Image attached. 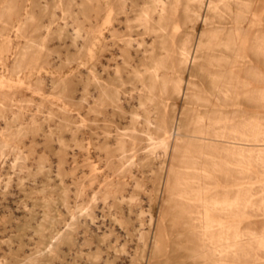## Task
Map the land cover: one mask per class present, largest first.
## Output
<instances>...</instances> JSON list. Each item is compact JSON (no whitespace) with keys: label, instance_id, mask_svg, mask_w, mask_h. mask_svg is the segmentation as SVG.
Returning a JSON list of instances; mask_svg holds the SVG:
<instances>
[{"label":"bare ground","instance_id":"obj_1","mask_svg":"<svg viewBox=\"0 0 264 264\" xmlns=\"http://www.w3.org/2000/svg\"><path fill=\"white\" fill-rule=\"evenodd\" d=\"M28 1H5L1 37L18 26L17 31L26 40L24 46L13 49L12 62L3 63L7 71L38 67L41 74L58 69L63 77L66 65L63 61L49 60V43L54 41L58 49L74 47L81 53L87 50L93 60L89 45L101 19L104 45L86 76L77 75L80 78L76 84L72 82L74 74L63 79L51 76L47 80L51 91L48 94L56 98V104L45 92L47 84L41 76L28 89L37 93V101L23 98L19 109L13 111V94L6 91L0 98V264H245L237 252L264 247V231L258 237L251 234L247 221L259 212L264 218V195L256 198L248 188L211 189L216 181L209 164L202 170L204 179L184 172L187 156H202L214 150L238 156L240 163L251 166V158L244 157L247 152L242 148L245 136L210 129L199 132L224 140L222 148L213 139L202 142L205 138H200L199 143L186 140L184 119L168 112L166 105L168 99L187 98L182 89V73L205 54L206 44L202 39L194 47L188 40L178 42L183 16L187 20L200 18L204 0ZM27 2L32 6V14L25 11ZM252 8L253 0H210L204 21L211 15L217 19L228 16L241 24ZM35 10L39 13H34ZM22 12L31 21L28 27L21 24ZM121 30L127 34H121ZM132 32H138L141 37L137 35L138 39H133L129 34ZM142 35L151 37L152 41L148 44ZM4 46L9 50L8 43ZM114 47L123 59L121 64L126 65L133 57L147 61L142 70L130 72L139 85L131 91L121 89L125 85L120 77L122 68L118 66L113 67L115 77L113 80L110 77L111 81L96 74L97 66L105 67L99 60L113 58L114 51L110 50ZM224 48L234 52L237 60L246 59L241 48L229 44ZM215 61L229 59L223 55ZM81 65L85 67V61ZM108 71L105 70L109 75ZM125 95L135 101L126 132L117 131L110 142L106 138L110 135L106 133L109 125L102 121L107 126L106 142L99 144L86 139L80 127L89 115L86 113L81 118V110L86 109L89 114L110 112L113 121L110 118L107 121L114 122L115 114L122 113L125 105L130 106ZM90 124L87 127L91 136L89 126L97 129L99 124ZM65 134L71 139H66ZM70 142L76 144V149ZM255 142H261L258 136ZM99 151L105 153L106 170L91 160ZM79 153L82 162L78 160ZM140 154L144 158L138 162ZM99 159L101 163L103 160ZM254 161L264 170V160ZM157 163L159 168L153 177L155 198L148 191L142 199L145 183L132 170L153 169ZM80 166L87 171H80ZM216 168L226 169L228 165ZM193 185L199 188L187 189ZM162 196L166 198L160 208L162 218L157 222L153 206ZM248 236L250 241L245 244L244 238ZM232 254L237 256L234 261Z\"/></svg>","mask_w":264,"mask_h":264},{"label":"rangeland","instance_id":"obj_2","mask_svg":"<svg viewBox=\"0 0 264 264\" xmlns=\"http://www.w3.org/2000/svg\"><path fill=\"white\" fill-rule=\"evenodd\" d=\"M5 1L7 2L8 0H0V62H2L0 63V71L1 69L3 71L0 72V98L2 97V94L6 93V91L11 92L13 94V97L15 98L13 99L14 100L13 111H17L21 106V100H23V98H28L29 100L37 101L38 99L37 93L36 92L34 93V91H30L31 89L29 87L31 86V84H33L39 79V76L43 77V79L47 84L46 85L47 88L45 87L46 89L45 92H47V94L51 92L49 90V85H48L49 83L48 81L51 76H55L57 79H63L66 78L67 76H71L72 74H74L75 77L72 76L73 84L74 83L76 84L78 82L80 78L78 76L85 77L87 71L90 69V67L93 64V61H96L101 54L104 45V40L101 38V34L104 32L102 31V27H101L102 26V19H101L98 21L96 25V28L94 30L95 33H93L92 41L89 45L90 49L93 51L92 54H94L93 60L90 59V55L87 52V50L81 53V51H79L78 48H74V47H70L68 50L58 49L56 48L57 44L53 45L54 41L52 43L51 42L49 43V45L51 46L49 47L50 48L49 60L63 61L66 65L65 66L66 68L64 69L65 73L63 74V77H61L62 75L59 74L61 71L58 69L54 73H47L43 71L41 72V74H39V71L37 70L38 67H30L24 70H20L19 72H10L7 71L8 69H6L5 66H3L4 65L3 63L5 61L8 62L9 60H10L9 63H11L13 59V52L15 51L13 49H17L19 47L24 46L26 40L21 34V31L20 32L17 31L18 26L17 28L16 27L11 28L9 32H7L3 37H1L5 23ZM136 1L139 2V0ZM209 1L210 0H204V8L200 14L201 15L200 18L196 19L194 16L192 19L187 20L185 16H183L182 26L178 32V42L184 43L185 41L188 40V42L194 47L195 44L198 42V40L202 39L204 41V44H206V51L201 61H196L194 66L192 64H189L186 70H184V72L182 73V79H183L182 89L185 93H187L188 95L187 98L185 99L184 97H181L177 99L172 98L166 100L167 111L170 113H174L175 116L178 118L182 117V119H184L185 121L184 125L187 127V131H188L184 133L185 135L184 137L186 140L199 143L201 142L200 138H205V141L202 140V142H207L208 141L207 139H210L212 141L213 138L199 134L201 130H205V129H210L211 131H216L218 133H222L225 131L227 133L244 134L245 142L242 148L247 152L244 155V157L251 158V162H250L252 164L251 166L248 167L247 165L240 163L241 160L238 158V156H233V157L227 156L225 154H221L219 151L214 150L213 152H205L204 155L202 156H187V158L184 160L185 162L184 172L186 174H192V175L198 174L201 179H204L202 175L203 172L202 170L206 165L209 164L211 165L210 171L211 173L214 174V179L216 181V184L210 187L211 189L218 191H232V190L234 191L237 190L238 188H248L251 190V194H253L257 198L261 195H264V170H262L261 168H259L254 164L255 163L254 159L260 158L264 160V0H253V8L251 13L247 15L246 19L241 24L236 23L233 19H231L228 16L217 19L213 15H211L209 17L210 19L207 22H205L204 20L206 19V15H207L206 10L209 5ZM28 2L31 3V0H29ZM28 2L26 3L25 11L28 14H32L33 11L32 6ZM19 5L21 4L19 3ZM109 6L110 4L108 5V7ZM57 12L58 15H60V11ZM34 13L38 14L39 12L38 10H35ZM26 18L27 15L22 12L21 24L24 23L23 25H26L28 27L31 25V21L30 20L27 21ZM81 19L82 20L84 19L83 16H81ZM46 21L47 18L44 19V22ZM14 23L18 25V22L16 20L14 21ZM238 30L240 31L239 34L237 33ZM124 32L125 31L122 30L120 31L121 34H124ZM125 33L127 34V32ZM13 34L18 38L15 37ZM129 34L133 39H138V37L139 38L141 37L138 34V32H132ZM11 35L13 36V38ZM8 37H10L13 40H11ZM143 37L144 39L146 38L145 41L148 42V44L152 41L151 37L148 38V36L146 35H144ZM5 42L8 43L9 50L5 49L6 48L4 46ZM10 43H12V45ZM226 44H229L234 48H241V50H243L245 53L246 59L244 61L237 60L234 52L231 53L225 50L224 45ZM149 47L150 46H148L147 48ZM51 50L53 51V53ZM110 52L114 54L113 55L114 59L110 58L105 60L102 58L101 60H99V61H103L104 64L103 66L106 67L107 64L108 67L110 66L109 71L107 70L108 67H106L107 69L103 67L106 71H108L109 75L105 72L103 68L102 69L104 72L102 73V69L99 66L95 68L96 74L99 73L98 76L100 75L102 80L111 81V79L113 80L115 77V76L113 77L114 75L113 67L118 66L120 67V69L122 68L120 70L121 71L120 77L122 78L121 81L124 83L123 86L125 85L124 87L121 86L123 87L121 89L124 90L125 88L126 91L127 90L131 91L133 86L138 87L139 86L138 82L136 80L134 81V79L132 78V74L130 72H132L133 69H137V68L138 70H142L144 68L143 66L146 65L147 61H142L137 57L136 58L133 57L131 59L133 62L129 60L130 63L127 61L129 64L126 63L125 65V64H121L123 63L122 62L123 59L120 56L119 54L120 52L119 50H117L116 47L111 49ZM223 55L226 57L228 56L229 61H215V58H219V57L223 58ZM81 61H85V67L81 65ZM115 61L117 65H115L114 63ZM141 61L142 63H140ZM135 64L137 67L135 66ZM21 72L22 74H19ZM110 77L111 79H109ZM31 92H33L34 94L32 93L33 94L32 95ZM22 93L23 94L25 93V95H23ZM35 94L37 95V97ZM49 96L48 97L51 100V102H55L56 104L57 103L56 98L55 97L53 98L52 95ZM127 96H128L127 99L131 100L129 95H125L124 97L126 98ZM130 100L128 102L132 107H130L129 105H125L122 113L115 114L114 122H112L113 119H111L113 118L112 117L113 114L111 115L110 112L103 111L102 113L101 111L99 113H90L92 114L90 115L86 111V109H82L80 115L81 118L84 117L86 113L87 115H89V117L86 116L88 120L86 119V117H84L83 119L84 124L83 125L81 124L80 127V131L82 130L81 132L84 133L85 138L91 140V142L93 143L101 144L103 142H106V138L111 139L108 141L112 142V138L115 136V134L119 133L117 131H120V133H122L123 131L126 132V129L129 128V126L126 125V124L129 125L128 118L131 116V113L135 108L134 107L135 101L132 99L131 102ZM18 101H20V103ZM36 101H34L33 104H36ZM33 109L34 106L31 108V110ZM100 113L101 115L103 114L102 115L103 118L100 115ZM105 115L107 116V118ZM93 116L95 117L96 120H94ZM108 118L112 120L110 121L112 123L108 122L109 121ZM57 119L58 118H56V120ZM84 120L86 121V123ZM102 121L104 123H107L106 124L107 126L109 125L107 128L108 131H106L107 126H105L104 123H100ZM90 122L91 124L94 123L95 126L99 124L97 125L98 128L95 129L96 127L94 128V125H91ZM87 124L91 125L89 127H91V132H93L92 135L93 137L95 136L94 138L92 137V135L90 136V132H88L89 129L87 127L88 126ZM101 125L104 126L103 130H101L103 128ZM125 126L127 127L124 128ZM113 130L114 132L115 131L116 132L114 133ZM105 131L107 135L110 134L109 137L105 135L106 134ZM104 136L107 137L105 138ZM257 136L261 141L259 143L255 142V137ZM65 138L71 139L68 134H65ZM88 140L84 142L85 145L88 144ZM96 140L99 142H97ZM212 142L219 147L225 145L224 140L222 141L221 139L220 140L216 139L215 141ZM70 143L72 148L76 149L75 148L76 144L74 142H70ZM72 148L70 149V151L73 150ZM99 152L97 153V155L96 154L92 155L91 160L92 161L94 160L93 162L96 164V166H101L103 170H106L103 167L105 164L104 160L106 158L105 153H103V151L102 152L99 151ZM81 155L82 154L80 153L78 155L79 157L78 160H80V162H82V158L80 157ZM103 156H105V158ZM96 157L98 159L101 158V160L103 161L99 163L100 159L98 160ZM139 157L140 160H138ZM142 157L144 158V154H140L137 157L138 162H141V160L143 159ZM189 164H194V167L189 168L190 167ZM224 164H227L228 168L215 169V167L223 166ZM154 166H155L153 167V169L155 168L154 170L150 168H145L143 170H140V168L138 169L136 167L132 170L134 175L137 176V178H139L140 181H143L145 183L146 192L141 193L142 199L146 198L148 191L150 192L152 198H155V183L153 177L159 168V163H157ZM82 168L83 167L80 166V171L81 170H85V172L87 171L86 168L84 169ZM255 182H258L259 184H256ZM203 186L204 185H201V187ZM221 186H223L224 188ZM228 186H231L232 188L231 187L229 188ZM191 188H199V187L194 185L192 187H187V189H191ZM165 198H166L165 196H162L159 198V200L156 203H154L153 214L157 222H159V220L162 218V213L160 208L161 205L164 204ZM256 215L258 216H253L247 221H250V227L252 230L251 234L258 237L260 235L262 236L264 231V218L260 216L261 215L260 212L257 213ZM217 219L220 220L219 217H217ZM168 220L169 217L167 218V222ZM233 233L231 232V234ZM249 237L250 236L244 238L245 244L249 243L250 241ZM237 254L238 257H241L244 260L245 264H264V247L254 246V248L249 250L248 252H237ZM232 256L234 257L233 258L231 257V259L233 261L236 260L237 256L235 257L234 254H232Z\"/></svg>","mask_w":264,"mask_h":264}]
</instances>
